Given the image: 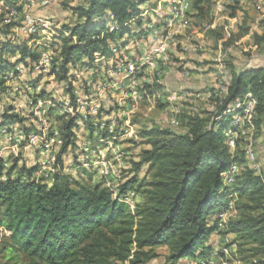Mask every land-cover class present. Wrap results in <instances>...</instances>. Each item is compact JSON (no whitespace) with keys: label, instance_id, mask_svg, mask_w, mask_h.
I'll return each instance as SVG.
<instances>
[{"label":"trees","instance_id":"trees-1","mask_svg":"<svg viewBox=\"0 0 264 264\" xmlns=\"http://www.w3.org/2000/svg\"><path fill=\"white\" fill-rule=\"evenodd\" d=\"M3 1L20 10L24 7L19 4L23 0ZM151 2L83 0L67 4L75 21L60 23L62 31L53 45L56 57L52 73L67 83L69 92L77 80L71 71L78 73L83 68L93 71L94 80L100 78L98 69L103 63L112 60L115 64L117 57L124 59L123 51L129 50L130 40L144 39L148 31L141 14ZM212 6V0H194L192 17L201 20L195 23L198 27L212 22ZM231 12L233 16L240 13L242 21L238 33L226 44L250 35L258 50L264 51V19L259 22V31H252L253 24L247 22L242 7L232 6ZM11 34V26L0 25V100L19 82L18 67L33 75L42 52L32 45L30 37L12 41ZM212 34L217 39L222 37L220 30ZM137 56L131 62H136ZM14 71L15 79L11 80ZM227 72L232 84L225 98L213 100L216 113L188 109L180 116L184 132L161 126L144 131L147 147L133 162V174L118 185L117 195L105 179L94 184L92 175L90 182H84L67 172L64 156L76 145L80 116H61V103L53 99L49 121L53 127L58 125L63 138L57 156L59 170L52 176H39L38 160L29 165L20 164L16 158L6 168L5 157L0 156V226L9 232L0 249V264H21L22 257L27 259L26 264H201L215 250L213 235L228 233L235 234L237 242L251 243L250 257L254 259L246 264H264L263 177L248 163L241 148L243 140L238 141L234 152L225 135L231 123L226 108L250 91L258 98L255 123L259 137L264 128V68H236L230 63ZM29 80L35 83L41 78ZM145 87L154 91L161 85L146 83ZM50 97L43 89L31 99ZM72 102L76 106L73 94ZM18 117L3 114L0 129L16 126L25 134L38 129L17 124L14 119ZM213 117L220 119L209 127ZM19 121L23 123V118ZM82 122L88 130H94L90 118ZM233 163L242 166L241 173L233 185L225 186L223 174ZM145 166L147 174L141 180ZM130 191L142 197V203L133 209L124 200ZM232 199L236 200L237 213L222 228L218 214L228 209Z\"/></svg>","mask_w":264,"mask_h":264},{"label":"built area","instance_id":"built-area-1","mask_svg":"<svg viewBox=\"0 0 264 264\" xmlns=\"http://www.w3.org/2000/svg\"><path fill=\"white\" fill-rule=\"evenodd\" d=\"M57 1L58 0H32L20 10L15 4H6V2L0 0V25L11 26V40L18 41L20 38L24 40L28 36L30 37L32 45L37 47L43 46L41 57L38 62L35 63L32 72L35 80L38 76L43 75L44 73L51 78H56L55 74L52 73L56 57V51L53 45L62 31V25L56 22L51 16H32L29 9L37 3H40L43 6H48L52 2ZM193 2L194 0H160L156 6H153L152 4L146 5L141 14L146 18L145 23L148 31L143 39L148 43V49L144 51L146 52L145 55L143 54L140 57V60L136 62L127 60L124 53V59L117 57L118 62L115 64L112 60H109L107 62V74L109 75V79L115 77V75H117L118 78L112 79L111 82L107 79L108 83L104 80L101 81V77L100 79H95L96 81H93V78L90 80L87 79L88 86L86 89H93V91L96 92L97 98L101 99L105 92L113 86H119L125 79L132 80L136 84L140 83L139 80L141 79L143 81V89L145 88L146 83L151 85L158 83L161 87L149 93V101H175L173 103L176 105L174 108L175 116L172 119L171 124L174 127H180V116L185 112L184 109L187 107L191 112H196L197 109L193 106L184 105L185 101L191 103L190 97L193 93L190 94L185 90L173 91L168 84L163 83L164 77L168 73L166 65L169 63V53L172 49L180 52L178 48L180 40H177V37H180L189 29L192 30V34L198 35L202 38L200 43L196 42L190 46L193 47L194 51L200 49L212 51L210 43L214 39L210 38L209 35L214 31L220 30L222 37L217 40L219 56L216 58V65H218L219 70L218 72H209V76L212 77L215 87L209 92H200L199 94V97H202L201 99L204 100L207 99L204 98L206 97L205 95L210 97L212 100V108L210 109V112L216 113L217 105L213 100L225 98L229 94V89L232 84V80L227 72L226 60L223 55L224 46L234 34L233 32L238 30V26L242 21L240 13H238L237 16H233L231 9L232 6L235 5L245 9V6L243 5L245 2L244 0H212V22L199 28H197L192 22ZM258 7H261V5L259 4ZM65 34L69 35L66 31ZM137 54L139 55V52H137ZM16 71L20 73L16 79L28 75V72L24 67H18ZM16 71L10 73L11 80L15 79ZM72 73H74L77 79L76 82H78V79H80V73L71 71L70 74ZM90 73L92 74L93 71H90ZM183 74L189 75V70H186ZM119 76H121V78H119ZM28 80L26 81L27 88L32 90L33 94L42 92L44 85L41 80L35 83H31L34 80ZM80 84L83 86L82 83ZM91 85L94 86L92 89H90ZM119 87H122V84ZM67 88L68 85L66 83V89L62 95H51V97L47 99L39 98L35 101L31 100L29 103L31 111L36 119L42 123H47V121H49V110L55 104L53 99L59 98L61 103V116L66 119L71 116H80L81 120L83 118H90L95 128L91 131V137L88 139V142L83 146L84 151H86L85 156H83V161H89L88 159H90L91 162L96 163L102 176L105 177L107 186L111 187L115 192V195H117L119 191L118 184H114L111 180L119 175L117 174V170L112 166H109L107 164L108 162L105 160L107 151L114 149V140L118 138L117 134H115L116 128H110V125L112 124L108 122L109 125L108 123L99 120V110L97 107H95L93 111H87L86 114L82 113L81 109L85 107V103H87L84 101L85 96L79 93L77 85H75L72 92H69ZM72 94L76 98V106L72 102ZM132 94H134V100L142 96V94L137 92V89L136 92ZM257 106L258 98L250 91L232 102L225 110V114L231 116L230 127L226 130L225 135L228 138L230 149L234 152L238 148V141L241 139L243 140L247 161L250 166L263 177L262 180L264 184V173L253 149L257 134L255 123ZM122 112L126 116L129 115V109L124 108L122 109ZM219 117H213L209 127H211L212 122L220 119ZM2 138L4 142L2 145L0 144V156L4 155V166L6 168H9L11 160L9 161V158L5 156V151L9 149L8 154L19 157L21 154V147H23L25 150H35L38 153L40 158L38 160L41 166V169L38 172L39 176L42 174L52 176L59 170L57 156L63 145V138L58 125H54L53 127L51 124V129L50 127H44L42 130L33 129L28 134L15 129L13 126L7 125L0 129V143ZM92 142L93 144H96L95 148H92ZM241 170L242 166L238 163H233L230 169L223 174L225 186L233 185L236 176L241 173ZM3 179H6V176H4ZM51 182L52 179L50 183ZM132 194L133 197L134 193ZM130 196L131 195L128 194L124 200L131 205L132 201H130ZM134 207L135 206L132 205V208ZM234 212L235 202L234 199H232L229 202L228 209H223L218 214V219L221 220L220 226L222 228H226L230 215ZM224 236L225 235L222 237ZM226 240H228V238H226ZM231 245V248H233L232 250H230L231 248L227 245H223L222 241L219 239V250H217V246H215V250L210 258L206 261H202L201 264H228V260H226L225 257L233 252L237 255V250H234L236 243L232 242ZM235 264H242V261L237 260Z\"/></svg>","mask_w":264,"mask_h":264},{"label":"rangeland","instance_id":"rangeland-1","mask_svg":"<svg viewBox=\"0 0 264 264\" xmlns=\"http://www.w3.org/2000/svg\"><path fill=\"white\" fill-rule=\"evenodd\" d=\"M30 1L32 0L20 1L19 4L25 5ZM73 1L75 0H64L62 3H60V5H58L57 10L59 12L62 11V13L64 14V18L62 19L56 17V14L52 12L49 13L48 10L47 12L42 11L41 9H43V5L39 3L32 6L29 11L32 16H51L52 18L56 19V22L62 23L63 19H68V15H65L67 14L65 13V11L67 10L66 6ZM82 1L83 0H78L79 3ZM159 1L160 0H152L151 4L153 6H156ZM244 2L245 3L243 5L245 6L244 10L247 14V22L253 24L252 31H259V22L264 19V0H244ZM259 4L261 5V7H258ZM70 22H72V20ZM192 22L197 28H199L195 23L200 24L201 20L193 18ZM191 31L192 30L190 29L186 30L183 35L177 37V40H180V43L178 45L180 52H177L174 49L170 51L169 63L166 65V70H168V73L164 77L163 83L168 84V86H170L171 90L173 91L185 90L190 94L193 93V95H191L190 97L191 103L189 101H185L184 105L193 106L197 109V111L199 110L201 112L208 113L212 108V100L210 99V97H207V95H205L206 97H204L207 98L206 100L201 99L202 97H199V94L200 92H209L215 87V83L212 77H208L207 73L211 71L218 72L219 70L218 65H216V58L217 56H219L217 45L218 39L217 36L210 34L209 37L214 39L210 43L212 51L201 49L198 51H194L193 47L190 46L196 42L200 43L202 41V38L198 35L192 34ZM233 33L232 34L235 36L238 31L235 30ZM23 37L26 38L25 36ZM145 41L146 40L139 39L130 40L132 44L129 46V50L123 51L126 59L131 61V58L138 55L137 52H139V55L135 57V61H139L140 57L143 54L145 55L146 53L143 50L148 49V43H146ZM181 42H185L186 44ZM42 47L43 46H39V49L42 50ZM255 48L256 47L254 45V40L250 38V36L238 39L237 41H234L230 44H225L223 55L226 60V64L228 65L231 63L234 67L240 68L248 65V62L253 59H259L258 62L264 64V53L260 54ZM257 52L258 56H255L257 55ZM98 70L100 71L101 81L104 80L108 83L107 79H109V75L107 74V64L103 63ZM186 70H189V75L183 74ZM79 73V83L76 82L77 89L81 95L85 96L84 101L87 102L85 103V107L81 109V112L86 114L87 111H93L94 108L97 107L99 110V120L112 124L110 125L108 123L110 125V128H116L115 134H117L118 138L114 140V149L107 151L105 156V160L108 162L107 164L115 168L117 170V174L119 175L118 177L111 180L114 184H121L122 182H124L125 177L131 176V174H133V171L131 169L133 162L139 160L142 150L147 147V144L144 143L145 140L142 137L145 130H149L154 126H161L164 128H172L176 132L185 131V126L182 120V125L180 127H174L171 124V121L175 116L174 108L176 107V105L173 104L175 101H171L172 103L169 101L166 102L160 100L149 101L148 96L150 95L149 93H151L152 90L147 87L143 89V81L141 79L139 80L140 83L138 84H136L132 80L125 79L120 83V85L122 84V87H119L120 85L113 86L111 87V89L105 92L103 98L98 99L96 92L92 89L94 87L93 85L90 86V89L92 90L86 89L88 86L87 79L90 80L93 73L91 74L90 71L87 72L86 69L83 68L79 69ZM31 78L35 79L34 75L29 74L23 76L22 78H19V82H16L14 84L12 92L8 93V95L4 96L0 100V122L3 114H18V119H14V121H18L19 123L17 124L19 125H23L26 127L31 126V128L37 127L38 130H42L44 127H50L51 129V121L42 123L38 119H36L35 115L31 111V106L29 105V103L32 100L31 97L33 92L32 90H29L27 88L26 84V81ZM40 78L43 82L44 89H46L50 95L59 96L64 94L66 89L65 81L58 80L57 78H51L50 76H47L46 73L38 76L36 79ZM116 78H118L117 75L110 78L109 82H111L112 79ZM119 78H121V76H119ZM80 83H82L83 86ZM136 89L139 94H142V96L134 100V94L132 93L136 92ZM56 99L59 101V98ZM13 107L15 108V111L11 112ZM124 108L129 109L128 116L123 114L122 109ZM188 109L189 108L186 107L184 111H188ZM20 118H23V123L19 121ZM79 122L80 129L78 130V137L75 143L76 145L70 147L66 153V157L64 156L67 172L72 174V176L83 180L84 182H90L89 177L90 175H92L94 184L102 183L105 177H103L101 172L99 171L98 165L91 162L90 159H88L89 161H83V156H85L86 152L84 151L83 146L91 137V131L88 130L86 126H84L81 119L79 120ZM60 124L61 123H59V125ZM3 142L4 140L2 138L0 144L2 145ZM91 146L92 148H95L96 144H93L92 142ZM241 148L245 150L244 145H241ZM253 149L264 173V128L260 130L259 137H255ZM8 151L9 149H7L4 154L9 158V161L11 160L9 166L14 164V160H16V158L20 160V164L26 163L29 165L35 164V162L40 159L38 153L35 150H25L23 147H21V154L19 157L16 155L8 154ZM147 170V166L142 168V171L140 173L141 180L146 176ZM17 173L15 174V176L17 175ZM132 193H134L133 197ZM129 194L131 195L130 201H132L131 205L129 204L131 206V209H133L132 205L136 206L142 203V197L137 191H130ZM234 202H236V200H234ZM242 202L243 201H241V203ZM236 213L237 212L231 214L230 218H234ZM8 236L9 232L4 231V229L0 226V249L6 242ZM214 238L215 237H213V239ZM226 238H228V240H226ZM219 239L222 241L223 245H227L229 248L232 247V242L236 243V247L234 248V250H237V255L235 254V252H233L229 256L225 257V259L228 260V264H235L237 260H241L242 264H246V262H250L254 259H251L250 257L253 253L251 249V243H246L245 241L237 242L236 235L228 233L222 238L214 239L217 250H219L217 241ZM240 244H242L241 248L239 247ZM232 249L233 248H231L230 250ZM257 258L259 259L262 257L258 256ZM21 260V264H26V258L22 257Z\"/></svg>","mask_w":264,"mask_h":264},{"label":"crops","instance_id":"crops-1","mask_svg":"<svg viewBox=\"0 0 264 264\" xmlns=\"http://www.w3.org/2000/svg\"><path fill=\"white\" fill-rule=\"evenodd\" d=\"M23 1H25V0H23ZM26 1H28V0H26ZM64 0H58L57 2H52L50 5H48L49 7L48 8H43V9H41L42 11H46L47 12V10H48V12L49 13H54V14H56L55 16L56 17H59L60 19H62V18H64V14L62 13V11H58L57 9H58V5H60V3H62ZM76 3H78L79 4V2H78V0H75V1H73V2H71L70 4H72V5H76ZM40 4V3H39ZM27 4H25V6H26ZM50 8H52V9H50ZM65 13H67V14H65V15H68V19L67 20H62V23H70V21L72 20V22L73 21H75V17H73L72 16V14L69 12V11H65ZM70 20V21H69ZM61 23V24H62ZM247 36H250V35H247ZM246 37V36H245ZM250 38H251V36H250ZM255 45V44H254ZM255 49H257V51L260 53V54H263L264 53V51H261V50H258V48H257V46L255 45ZM143 51H146V50H143ZM254 51H256V50H254ZM258 52H257V55H255V56H258ZM260 54H259V56H260ZM253 57V56H252ZM259 61V59H253V60H251V61H249L248 62V65H246V66H249V67H253V68H264V64H261L260 62H258ZM245 66H243V67H240V68H244ZM238 68V67H237ZM207 75H208V77H210L209 75H210V73L208 72L207 73ZM201 76V75H200ZM173 77H175V76H173ZM204 77V76H203ZM219 234H214L213 235V237H215L214 239H218V238H222V235H219ZM217 237V238H216ZM215 241V240H214ZM218 241V240H217Z\"/></svg>","mask_w":264,"mask_h":264}]
</instances>
